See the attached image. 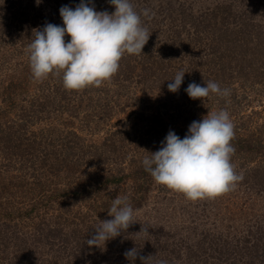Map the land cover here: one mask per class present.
<instances>
[{
  "label": "trees",
  "instance_id": "1",
  "mask_svg": "<svg viewBox=\"0 0 264 264\" xmlns=\"http://www.w3.org/2000/svg\"><path fill=\"white\" fill-rule=\"evenodd\" d=\"M80 2L0 0V52L6 53L0 56V173L5 177V182L0 179V264H142L140 257L147 259L144 264H153V258L160 264L172 259L158 251L164 246L172 249L169 243L174 246L172 251L178 250L175 232H166L169 235L158 245L151 242L159 236L155 231L165 227L158 215L141 213L138 218L143 219L104 245L120 249L105 251L86 241L95 234L99 221L112 219L108 210L116 198L113 189L120 184L127 186L123 193L134 213L146 207L154 179L142 160L160 149L170 130L183 139L189 125L208 112L225 109L230 115L239 110L247 97L243 86L249 88L253 73L242 61L257 53L250 51L255 42L264 48V31L254 24L249 10L256 6L240 12L232 3L213 0L196 10L195 2L189 0L179 6L173 0H130L138 13L150 10V18L141 15L150 36L141 54L122 57L109 81L99 87L66 90L62 74L35 80L25 53L33 30L46 23L63 26L61 6L74 9ZM91 2L96 11H115L109 0ZM64 39L67 43L71 38L66 35ZM190 45L197 56L192 50L186 78L194 76L201 86L210 80L217 82L222 89H230L228 97L210 94L192 99L186 88L175 93L168 90L171 78L156 65L168 55L185 61ZM205 64L211 65V71H203ZM256 75L259 83L261 73ZM235 82L241 84V97L232 87ZM140 95L151 96L153 105L144 106ZM146 107L153 110L148 112ZM120 114L125 118L110 125L99 142L90 143L91 131L99 132L105 121ZM235 123L231 160L236 173L243 176L236 185L244 189L242 198L250 193L246 200L250 199L247 203L252 207L244 234L233 235L228 252L235 264H264V208L257 210L251 203L252 197H258L264 205V127L238 131V124L244 123ZM84 131L90 133L87 140L80 135ZM88 169H95L92 171L98 175ZM157 189L164 198L173 194L161 184ZM160 206L161 200L155 207ZM17 212L24 213L26 222L15 221ZM142 226L148 233L137 234ZM33 246L40 249L33 252ZM204 246L205 254L214 247ZM132 248L139 255L129 261L124 253Z\"/></svg>",
  "mask_w": 264,
  "mask_h": 264
},
{
  "label": "clouds",
  "instance_id": "2",
  "mask_svg": "<svg viewBox=\"0 0 264 264\" xmlns=\"http://www.w3.org/2000/svg\"><path fill=\"white\" fill-rule=\"evenodd\" d=\"M109 3L115 8L111 14L96 11L91 0L88 3L81 0L74 9L63 5L59 10L63 26L46 23L33 30L25 53L35 80L42 81L49 74H62L66 90L99 87L117 73L126 53H142L150 34L142 25L141 15L149 17L150 10L138 13L130 0H109ZM66 35L71 38L67 43ZM184 74L180 70L170 80V92L178 91ZM185 91L192 99L210 94L230 95V89H222L211 80L204 86L192 82ZM233 138L234 124L228 111H211L201 120L193 121L183 139L170 130L160 149L148 152L150 155L143 158L142 165L157 184L182 193L187 199L215 198L233 190L243 179L231 160L235 153L231 144ZM108 215L112 219L99 221L95 234L86 241L90 247L103 248L107 241L120 236L135 223L134 209L126 195L114 198ZM139 233H148V228L142 226ZM138 255L137 248L124 253L129 261H134ZM140 259L142 264L147 260ZM160 264L166 262L160 261Z\"/></svg>",
  "mask_w": 264,
  "mask_h": 264
},
{
  "label": "rangeland",
  "instance_id": "3",
  "mask_svg": "<svg viewBox=\"0 0 264 264\" xmlns=\"http://www.w3.org/2000/svg\"><path fill=\"white\" fill-rule=\"evenodd\" d=\"M151 1L150 3H158L159 0H148ZM188 0H173V4L175 6H179L180 2H185ZM193 1L194 8L196 10L209 6L211 4V1L213 0H189ZM227 3H232V5L236 6L237 9L241 12V9L245 10L249 8H252L253 6H256L255 9H249L251 16L253 18L254 24L259 25L261 29L264 31V0H222ZM237 10V11H238ZM249 13V14H250ZM251 25V24H250ZM188 47L187 55L185 56V61H179L178 59H171L168 56H164L162 59L163 61L157 64L156 67L163 68L161 71H167L168 79L172 77H175L176 73L180 70H183L185 74L187 73V60L190 56H192V50ZM263 46L260 44L259 41L252 44L250 51L251 53L257 52L255 55H248L243 61L242 64L245 67H248L253 72L250 76V86L246 87L243 86L244 92L246 93L247 97L246 99L241 100L240 106L238 107L239 110H235L232 113L230 112V119L233 122H239L244 123V126H241L238 124V131L242 128L244 130H247V128L250 130H255L258 126L264 127V54H260V49H262ZM264 50V48H263ZM195 53V51L193 50ZM264 53V52H263ZM196 55V53H195ZM0 56H6L5 51L0 52ZM172 56V55H171ZM197 56V55H196ZM26 58V55L24 56ZM181 65V66H180ZM201 65V64H200ZM202 66V65H201ZM155 67V66H154ZM203 71H211V65L205 64ZM260 72L261 73V81L258 83L255 81L256 74ZM184 74V78L182 81V84L178 91L181 89L184 90L188 87V85L191 83V79L195 82V77L192 76V78H186ZM253 81L255 83H253ZM253 84H252V83ZM257 82V83H256ZM197 83V82H195ZM237 93L240 94L241 97L242 92L241 84L239 82H235L233 86ZM262 90L263 92H260ZM172 93V92H171ZM171 95V94H170ZM141 100L143 99L144 106H151L153 105L151 103V96L148 95H140ZM215 105H217L215 103ZM150 108V109H149ZM234 109V108H233ZM237 109V107L235 108ZM146 110L148 112L152 111V107H146ZM217 111V110H214ZM97 118V116H96ZM125 116L123 114H120L118 116L112 115L109 123L105 121L102 128H100V131L97 133H93L91 131L90 133L87 131H84L82 134V138L85 140L89 139L90 136V143L92 142H99L102 137L110 130V125H113L114 123L119 122V119H124ZM46 123V122H45ZM93 123V121H92ZM236 124V123H235ZM42 125V124H41ZM101 126V125H100ZM95 127V125L93 126ZM79 133L81 131H78ZM93 140V141H92ZM89 170V169H88ZM91 174L98 175L97 172L92 171L95 169H90ZM89 170V171H90ZM87 171V170H85ZM3 174L0 173V179L1 182L4 181ZM5 182V181H4ZM159 184H157L155 181L152 182V186L149 190V201L146 207H143L141 210H137L134 213V220L135 222L143 219L138 218V216L144 213L150 216H159L161 217V223L165 226L163 230H158L155 232H160L157 239L151 238L152 244L158 245V242L163 241L167 238V235L169 233L165 234L166 232H169V230L175 232V236L173 238L176 239L177 245L179 246L178 250L172 251L174 249V246L171 245L172 243H169V247L172 249H166L164 246L163 248L159 249L158 252H161L164 256L171 257L172 259H168L165 257L164 260L166 264H235V258L233 255H231L228 251L230 250L233 241L232 237L235 233H239L240 235H243V230L247 227L245 221L250 220L251 217V210L250 207L251 204L247 203L250 202V199L246 200V197L250 194H246V192L243 194L245 198H242V193L244 191L243 188H237L238 186L224 194H221L215 198H204V199H197V200H190L187 199L185 196H182V193H178L176 191H172L173 194H168L167 197H163V195L160 194L157 187ZM127 186L121 187V184L118 188H115L116 191V197L121 196L123 197L126 195L123 192L127 190ZM127 192V191H126ZM107 196L108 193H105ZM158 200V203L156 202ZM160 200L162 201V206L155 207L159 205ZM245 200L246 205L243 204V201ZM253 205H255V208L258 210L260 207L264 208L263 202L258 199V197H252ZM18 204L20 205L21 202L18 201ZM156 211V212H155ZM20 221L19 223L26 222V218L24 213L15 215V221ZM139 231V230H138ZM256 229L251 230L252 233H254ZM140 232V231H139ZM259 235V233L257 234ZM223 237V239L220 240V238ZM30 238V237H29ZM214 238L216 241H214ZM163 239V240H162ZM226 239V240H225ZM220 240V241H219ZM219 241V242H217ZM159 242V243H160ZM217 242V243H216ZM250 244L254 243L253 239L248 240ZM175 244V242H174ZM213 244V250L211 249V252H203L202 248H204V245ZM20 245V242L19 244ZM182 247V248H181ZM32 251L39 250L38 247L33 246ZM111 248L120 249V246H111V247H103V250L110 251ZM24 251H26L24 249ZM157 252V253H158ZM41 253V252H39ZM192 253V255H190ZM159 254V253H158ZM35 255V253H34ZM209 255V258H208ZM29 257V256H26ZM249 255L246 256V258L243 260L244 262H248ZM153 264L155 263V260L153 258Z\"/></svg>",
  "mask_w": 264,
  "mask_h": 264
}]
</instances>
